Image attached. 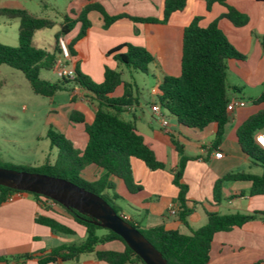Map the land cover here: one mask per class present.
<instances>
[{
	"label": "crops",
	"instance_id": "0c3cea01",
	"mask_svg": "<svg viewBox=\"0 0 264 264\" xmlns=\"http://www.w3.org/2000/svg\"><path fill=\"white\" fill-rule=\"evenodd\" d=\"M227 1L248 16L246 25L238 27L226 18H222V14L227 9L218 2L208 10L206 0H188L185 9L174 12L166 23L134 22L123 18L107 29L104 28L102 14L93 10L88 15L92 27L76 46L78 55L73 58L74 66L75 62L79 61L81 70L96 82L104 80L105 67L109 66L121 70L123 79L134 84L133 96L137 101L126 107L121 116H129L130 119H124L135 122L139 133L155 151L157 158L167 165L166 170H151L142 161L133 159L135 184L141 187L138 192H131L123 180L110 177L116 187L114 192L120 196L116 199V203L121 212L143 227L164 224L169 229H177L189 234L191 229H197L207 222V213L210 211H218L222 214L235 212L250 214L264 211V194L251 195L253 183L248 180L224 181L220 199L214 198L217 180L227 173L262 174L264 172L262 163L243 150L236 135L238 127L243 122L264 108V104L253 101L264 90V41L261 40L264 39V2ZM29 3L44 7L49 5L45 0H0V8H25L38 17L50 18L32 12L28 7ZM88 3L102 4L111 15L127 13L132 16L161 18L164 0H66V6L61 10V14L64 16L68 13L76 17L72 11L78 13ZM198 15L202 16L200 21L202 26L218 20L219 27L229 41L238 51L246 55L242 64L236 59L228 61V69L231 67L237 71V80L228 81L230 97L245 101V105L229 111L225 133L216 147L212 146L217 132L216 123H211L204 129H194L183 126L176 118L166 115L169 126L165 129L152 109V105L157 101V85L163 75L181 74L183 31L185 26ZM19 24V19L1 17L0 43L10 46L19 45ZM79 29L80 24H76L65 36L67 41H71L78 34ZM125 42L147 48L155 58L153 76L156 83L150 93L151 106H148L149 102L143 99L137 83L124 77L125 69L112 56L107 55L110 49ZM6 66L0 65V87L16 76L15 71ZM124 90V86L121 85L113 95L119 97L123 95ZM50 99L52 105L49 108V127L52 125L70 138L76 147L84 148L87 143L85 126L72 122L69 116L73 110H77L85 116L87 123H92L97 109L93 95L80 86L69 85ZM259 133L264 134V128ZM172 137L184 146V154L190 157L181 179L188 186L187 205L192 209V213L187 217V223L182 222L178 215L168 212L170 206L175 204L180 206L178 201L180 188L174 183V175L169 171L177 168L181 157L172 142ZM217 152L221 153L220 157L215 155ZM46 159L51 160L49 156ZM103 173L102 168L89 164L82 171V176L88 181H94ZM110 193L113 194V191ZM40 215L52 216L71 227L75 233L68 235L78 237L77 241L71 243H79L86 236L85 227L75 222L61 209L47 208L32 194L25 193L21 197L0 203V256H20L59 246L53 244L56 242L55 236L66 233L53 232L50 227L38 223L36 218ZM124 247L120 241H111L98 245L97 249L122 251ZM263 261L264 217L252 220L242 227L216 233L208 264H259ZM15 263L16 260L0 262V264ZM24 264H39V260L37 257L30 258ZM59 264L109 263L99 260L95 252H88L80 254L76 260L59 261Z\"/></svg>",
	"mask_w": 264,
	"mask_h": 264
},
{
	"label": "trees",
	"instance_id": "16d2710c",
	"mask_svg": "<svg viewBox=\"0 0 264 264\" xmlns=\"http://www.w3.org/2000/svg\"><path fill=\"white\" fill-rule=\"evenodd\" d=\"M89 1V0H88ZM264 2V0H258ZM226 7L222 18H226L235 26H244L248 23V16L230 5L227 0H206L207 9L214 3ZM188 0H164L162 17H139L127 13L109 14L99 3H88L72 17L64 14L59 31L55 34L53 50L36 48L33 45L35 33L43 28H51L55 21L47 17H38L25 8H0V18L19 19V45L10 46L0 43V65L4 64L20 70L29 81L35 93L52 97L57 92L66 89L69 85H77L93 95L97 103L95 118L87 123L85 116L73 110L70 120L85 126L87 143L80 149L64 133L52 125L49 127L47 137L51 148H57L54 162L46 159L38 166L1 165L17 170L44 173L68 179L106 199L116 212L123 216L116 199L115 184L111 176L123 180L131 192H138L140 186L135 184L132 169V160L142 161L151 170H166L167 165L160 161L155 151L146 143L139 133L135 122L125 120L121 114L126 107L132 105L137 98L133 96L134 84L125 81L122 71L109 66L105 67L104 80L96 82L92 77L81 70L79 61L75 62V77H62L51 81L40 76L42 70H53L58 59L60 48L58 41L68 35L76 24H80L78 34L68 41L72 57L78 55L77 44L87 35L92 27L88 15L91 11L100 12L104 19V28L107 29L114 22L127 18L134 22L166 23L176 11H182ZM202 16H195L185 26L183 31V48L181 59V74H164L157 85L156 98L163 109L176 118L178 123L188 128L204 129L211 123L217 124V132L213 141L216 147L223 138L226 124L229 121L228 103L231 100L228 82V61L231 59H245L246 55L238 51L229 41L226 34L218 25V20L207 26H202ZM119 65L127 69H135L143 73H150V65L155 61L153 54L145 47L129 42L122 43L107 52ZM123 85V95L116 97L115 90ZM257 104H264V90L253 100ZM264 128V108L251 115L237 129L236 135L243 150L252 158L260 161L264 166V149L256 142L255 136ZM172 142L180 154V161L175 170L169 169L174 175V183L179 186V219L187 223V217L192 209L187 205L188 186L181 181L186 162L190 159L184 154V146L172 137ZM94 164L103 169L104 173L94 181H88L82 176V171ZM227 180H248L253 183L251 195L264 194V172L252 174L247 172L227 173L218 179L214 187V198L220 199L221 188ZM16 191L0 185V203L7 196ZM113 191V194L110 193ZM47 208L61 209L74 219L75 222L86 229L85 238L79 243L61 244L56 247L39 252L25 253L20 256H0V262L16 260L15 264H24L28 259L37 257L39 264L59 261L76 260L80 254L95 252L99 260L109 264H146L142 258L131 249L123 237L110 229L95 224L92 217L70 209L42 194L27 192ZM55 205H52V203ZM47 204V205H46ZM207 222L197 228L191 229L189 234L177 229H169L164 224L143 227L130 219H126L162 253L168 264H208L214 236L218 232L230 231L242 227L248 222L264 217V211H255L250 214L235 212L222 214L218 211L207 213ZM36 221L46 225L53 232L74 234L75 231L68 225L52 216L40 215ZM111 241H120L124 250L97 249ZM264 264V261L259 263Z\"/></svg>",
	"mask_w": 264,
	"mask_h": 264
},
{
	"label": "rangeland",
	"instance_id": "374dc122",
	"mask_svg": "<svg viewBox=\"0 0 264 264\" xmlns=\"http://www.w3.org/2000/svg\"><path fill=\"white\" fill-rule=\"evenodd\" d=\"M45 2L49 3L46 7L32 3H29L28 7L32 12L50 16V19L55 21L53 27L37 31L33 41L36 48L51 51L55 43V34L64 20L61 10H64L66 0H45ZM261 40L264 41L262 38ZM236 61L242 64L244 59H236ZM120 66L125 69L124 77L137 83L143 99L149 102L147 103L149 106L152 99L150 95L152 86L156 83L153 76L154 63L150 65L149 74L135 69L126 70L125 65ZM6 67L15 71L16 76L10 78L6 85L0 87V164L38 166L48 156L54 162L57 148H50V140L46 134L49 128V108L52 105L50 97L35 93L20 70ZM40 76L51 81L59 79L53 70H42ZM228 76V81H236L237 71L229 67ZM163 113L166 118V115L170 118L173 117L165 109H163ZM122 117L130 119L129 116L122 115ZM77 239V236L58 234L55 236L56 242L53 244H70Z\"/></svg>",
	"mask_w": 264,
	"mask_h": 264
},
{
	"label": "water",
	"instance_id": "95a60500",
	"mask_svg": "<svg viewBox=\"0 0 264 264\" xmlns=\"http://www.w3.org/2000/svg\"><path fill=\"white\" fill-rule=\"evenodd\" d=\"M0 185L52 198L119 234L146 264H168L162 253L100 195L62 177L0 166Z\"/></svg>",
	"mask_w": 264,
	"mask_h": 264
},
{
	"label": "built area",
	"instance_id": "2783aa9c",
	"mask_svg": "<svg viewBox=\"0 0 264 264\" xmlns=\"http://www.w3.org/2000/svg\"><path fill=\"white\" fill-rule=\"evenodd\" d=\"M58 45L60 48V52H59L58 59L55 63V67H54L53 71L56 73L58 78H62V77L74 78L75 77V66L73 64V57H72L67 39L65 37H61L58 41ZM244 105H245V101L234 98V99H231L230 102L228 103V110L232 111L236 107L244 106ZM152 109H153V112L155 113V115L159 118L161 125L165 129H167V127L169 126V121L163 113V107L160 105L159 102H155L152 105ZM255 139H256V142L264 149V134L263 133H257L255 136ZM215 155L217 157H220L221 153L217 152ZM25 193H26L25 191L16 190V191L10 193L7 196L6 200H13L17 197L23 196ZM52 205H55V203L53 202ZM168 212L172 215H177L179 212V206L176 204L170 206ZM122 214H123L122 217L125 220L129 219V217L126 214H124V213H122Z\"/></svg>",
	"mask_w": 264,
	"mask_h": 264
}]
</instances>
